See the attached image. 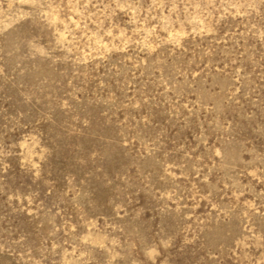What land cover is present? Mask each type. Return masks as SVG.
Returning <instances> with one entry per match:
<instances>
[{"label": "rangeland", "instance_id": "rangeland-1", "mask_svg": "<svg viewBox=\"0 0 264 264\" xmlns=\"http://www.w3.org/2000/svg\"><path fill=\"white\" fill-rule=\"evenodd\" d=\"M0 264H264V0H0Z\"/></svg>", "mask_w": 264, "mask_h": 264}]
</instances>
